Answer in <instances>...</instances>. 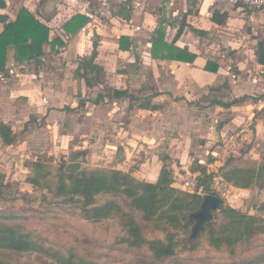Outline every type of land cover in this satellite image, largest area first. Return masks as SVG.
<instances>
[{
  "label": "crops",
  "instance_id": "0c3cea01",
  "mask_svg": "<svg viewBox=\"0 0 264 264\" xmlns=\"http://www.w3.org/2000/svg\"><path fill=\"white\" fill-rule=\"evenodd\" d=\"M4 2L0 6V33L24 7L50 27V40L60 36L65 45L52 49L44 44L42 56L22 61L28 62L24 72L0 81V122L17 134L8 146H3L0 138V168L12 166L16 171L22 156L29 158L39 147L53 156L74 153L90 160H105L108 148H116L118 143L125 148L137 146L136 151H143L148 163H153L160 150L156 148L162 143L160 133L174 131L178 135L189 130L190 134L195 131L204 135L205 142L200 141L197 152L211 155L218 167L230 156L264 164V65L255 57L257 38L264 32V12H248L228 1L138 0L113 12L104 27L83 30V25L75 33H66L65 22L79 14L76 3L66 11L63 0ZM245 26L251 29V44L228 39L230 32ZM215 37L222 40L214 41ZM94 41V65L100 71H89L92 85L87 86L75 74L82 59L91 57ZM220 43L234 46L220 50ZM169 47L187 48L196 58L188 63L153 56L154 52L160 56ZM212 48L220 58L205 55ZM229 54H235L231 64L225 62ZM208 60L218 65L216 72L205 69ZM12 62L21 61L9 47L4 69ZM227 67L238 79L227 76L223 81L217 72ZM113 89H126L144 106L129 109L128 97H109L108 90ZM204 95L209 101L199 117L197 102ZM244 96L245 100L228 107L213 103H230ZM185 102L190 107H185ZM172 133L171 140L181 141L182 149L192 140L189 135L174 138ZM130 154L127 150L122 153L125 161L130 160ZM180 154L175 156L183 160ZM212 163L199 158V164L208 167ZM160 169L141 173L143 179L155 182ZM224 186L241 195H255L256 204L264 202L262 186Z\"/></svg>",
  "mask_w": 264,
  "mask_h": 264
},
{
  "label": "trees",
  "instance_id": "16d2710c",
  "mask_svg": "<svg viewBox=\"0 0 264 264\" xmlns=\"http://www.w3.org/2000/svg\"><path fill=\"white\" fill-rule=\"evenodd\" d=\"M4 5V0H0V6ZM84 23L85 17L76 13L65 22L63 29L66 33H75ZM182 29L183 27L178 30V36ZM49 33L50 27L47 24L35 18L27 8H21L15 20L6 23L0 33V70L5 67L9 47L14 48L15 59L23 61L42 56L44 44H49L52 49L65 45L60 36L50 40ZM93 45L91 57L82 59L75 74L76 77L84 79L87 86L92 85L89 71H96L97 74L100 71V68L94 65L97 42L94 41ZM153 46L157 48L155 47L157 41ZM153 56L188 63H192L196 58V55L188 52L187 48L176 47L173 49L169 47L168 51L160 56L154 52ZM255 57L259 64L264 65V32L262 37L257 38ZM212 64L214 65L208 60L205 69L216 72L218 65L215 64L214 70H210ZM108 92L111 93L108 94L109 97H128L129 109L144 106L126 89H113ZM246 98V96L235 98L230 103L219 100L213 103L228 107ZM16 137L17 134L10 126L0 122L3 146L11 145ZM78 158V155L72 154L68 157L69 164H62L64 167L60 166L57 169L59 177L55 196L64 198L66 203L75 204L80 208L83 218L87 220L101 221L116 216L126 234L123 242L132 248L147 247L148 252L152 254V259L147 264H161L176 256V249L179 246L178 233L189 229L190 213L199 207L204 194H215L211 191V184L218 176L197 162L192 165V170L200 171L201 175L196 176L195 190L189 192L172 186L173 177L165 166L161 167L158 179L150 182L118 169L85 168L77 162ZM46 167L38 158L31 164L30 172L26 175L34 177H26L25 180L41 188H47L45 181L49 172ZM263 173L264 164H258L257 161L242 156H230L218 168L217 174L223 183L245 189L255 184H264ZM2 179L3 175H0V187ZM98 196L108 198L98 204ZM261 207L263 206H259V211ZM13 218L0 212V251L39 253L57 264H107L96 260L91 252H80L74 248L48 243L36 231H28L19 224L15 225L14 221H6ZM147 232H161L163 238L148 239L145 236ZM263 232V218L241 212L230 205H223L213 221L206 225V231L197 237H207V242L212 247L217 250L223 248L232 255L239 245L250 242ZM0 264L6 263L0 258ZM221 264H264V253Z\"/></svg>",
  "mask_w": 264,
  "mask_h": 264
},
{
  "label": "rangeland",
  "instance_id": "374dc122",
  "mask_svg": "<svg viewBox=\"0 0 264 264\" xmlns=\"http://www.w3.org/2000/svg\"><path fill=\"white\" fill-rule=\"evenodd\" d=\"M74 5V0H63L62 8L67 11L73 9ZM250 33H252L251 29H247L245 26L241 31L236 30L230 32L228 39H235L239 42L249 41L250 43V38H252ZM257 33L260 34L259 29ZM217 39L215 37L214 41L220 42L222 40V38ZM228 46L220 43V50H229L234 45L229 44ZM211 50L212 53H206L205 55L220 58L217 56V53H213L214 48ZM228 56L230 57L228 58ZM234 57L235 54L227 55L225 62L231 64ZM217 73L223 81L228 80L223 68H220ZM219 92L224 93L223 91H218L217 94H220ZM226 94L229 95L228 92ZM207 96L204 95L203 98L200 96L202 99L197 102L198 108L196 111H198L197 114H199V117L204 114L203 110L206 108L204 103L209 101ZM189 104L185 102L184 106L188 108L190 107ZM215 126H218V123H215ZM189 131L191 132V130ZM189 131L178 132V135L174 131H170V133H174H172L173 136L176 135L174 138H184L182 136L188 135L192 137V140L187 141L185 149L181 148L184 147L181 145V141L171 140L169 132L164 134L160 133L158 137L162 140V143L156 148L160 150L156 152V154L158 153V159H155L153 163H148L143 151H138L139 153L136 151L137 146H128L125 148V146L119 143L116 148H108L110 150L108 159L90 160L79 157L77 162L85 168L104 167L122 170L139 179L144 178L141 173L155 171L159 167L165 166L166 170L173 177V187L192 192L195 190L196 176L201 175L200 171L192 170V165L195 162L199 164V158L202 157H204L207 163H212V156L197 152L200 141L205 142V140H202V136L204 135L200 132L195 133V131H192V134H190ZM43 150L44 147H39L29 158L23 155L21 158L22 161L16 171L11 170L12 166L7 167L5 165L3 168H0V175H3L0 187V212L14 217L6 221H14L15 225L19 224L25 230L36 231L48 243L74 248L80 252H91L93 257L99 262L107 264H147L152 259V254L148 252L147 247L132 248L123 242L126 234L120 224V220L116 216L101 221L87 220L83 218L79 207L77 208L72 203H66L64 198L55 196V187L58 184L59 177L57 176V169L60 166L63 168V165L69 164L70 161L68 157H63L62 155L53 156L47 152H43ZM126 150L128 153H131L130 160L127 161H125L122 155ZM179 153H183L179 155L184 158L183 160L175 156ZM72 154L74 153H71L70 156ZM38 158L48 168L46 170L49 172V176H46L45 181V184L48 186L47 188L30 184L25 180L26 177H34L25 175L30 172L31 164ZM213 163L206 167L209 172H213L216 176H219L217 174L219 163ZM224 184L226 183H223L217 177L211 184V191L225 201L224 205H230L241 212L256 215L264 219V202L256 204L257 198L255 195H241L232 192ZM256 185L264 188L263 183ZM107 198L108 196H98L97 203L101 204ZM261 205L263 207L259 211L258 208ZM218 213L219 211L214 216ZM191 226L192 223H190L189 229L186 232L178 233L177 240H179V246L176 249V256L161 264L232 263L264 253V232L255 236L250 242L239 245L235 252L230 255V252L225 251L223 248L217 250L212 247L207 242V237L205 236L191 239ZM145 236L148 239L163 238L161 232H147ZM0 258L6 264H57L39 253L31 252L1 250ZM176 258L180 260L178 261Z\"/></svg>",
  "mask_w": 264,
  "mask_h": 264
},
{
  "label": "built area",
  "instance_id": "2783aa9c",
  "mask_svg": "<svg viewBox=\"0 0 264 264\" xmlns=\"http://www.w3.org/2000/svg\"><path fill=\"white\" fill-rule=\"evenodd\" d=\"M138 0H75L76 11L86 18L83 30L89 27H104L107 25L111 14L122 7L134 4ZM228 1L234 6L241 7L248 12H264V0H214ZM61 50V48H59ZM28 67V62H12L5 69L0 70V81L17 75L18 72H24ZM226 76L233 80L238 79V75L230 67L225 70Z\"/></svg>",
  "mask_w": 264,
  "mask_h": 264
},
{
  "label": "water",
  "instance_id": "95a60500",
  "mask_svg": "<svg viewBox=\"0 0 264 264\" xmlns=\"http://www.w3.org/2000/svg\"><path fill=\"white\" fill-rule=\"evenodd\" d=\"M121 155V154H120ZM225 201L212 193H206L202 196L199 207L190 213L189 222L192 223L190 238H196L200 233L206 231V225L213 221L214 214L219 211Z\"/></svg>",
  "mask_w": 264,
  "mask_h": 264
}]
</instances>
